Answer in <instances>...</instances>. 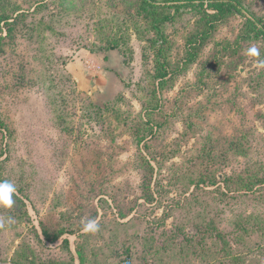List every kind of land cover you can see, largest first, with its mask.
I'll use <instances>...</instances> for the list:
<instances>
[{
	"label": "rangeland",
	"instance_id": "1",
	"mask_svg": "<svg viewBox=\"0 0 264 264\" xmlns=\"http://www.w3.org/2000/svg\"><path fill=\"white\" fill-rule=\"evenodd\" d=\"M156 1L164 8L145 17L141 0H0V181L16 187L14 204L0 205L1 258L27 252L80 264L75 245L95 206L99 230L87 235L85 264L98 258L111 264L101 238L138 232L152 220L169 231L179 221L195 233L191 222H201L197 212L206 208L218 229L230 233L234 213L264 209L255 198L228 201L201 192L190 214V206L174 208L194 189L189 175H231L264 162V27L248 25L264 19V0H240L239 12L221 18L186 0ZM165 15L158 22L165 38L160 52L153 21ZM106 41L120 48L100 50ZM151 129L159 137L139 142ZM239 132L248 134L249 148L223 161L217 156L223 141ZM201 185L210 191L223 183ZM133 205L139 216L116 229V221L136 215H119ZM57 219L73 232L48 241L42 222ZM231 244L245 264H264V247ZM187 259L183 264H199Z\"/></svg>",
	"mask_w": 264,
	"mask_h": 264
},
{
	"label": "trees",
	"instance_id": "2",
	"mask_svg": "<svg viewBox=\"0 0 264 264\" xmlns=\"http://www.w3.org/2000/svg\"><path fill=\"white\" fill-rule=\"evenodd\" d=\"M167 2H179L178 0H166ZM166 2V3H167ZM240 0H186L185 4L188 7L193 6H205L206 9H212L214 11L212 14L207 15L212 18H221L225 16L227 13L231 12H239L238 4ZM164 8L158 4L156 0H141L140 2V13L145 17L149 15L157 14L158 10ZM169 16H158L153 21V28L155 29L159 39L155 41L156 49L161 52L162 44L165 42V38L161 32L160 26L158 22L162 20H166ZM8 16L1 17L2 20H5ZM16 20V18L14 19ZM156 22V23H155ZM263 23L264 27V19L263 18H254L252 20H248L249 28L254 30L257 29L258 23ZM11 23V22H10ZM152 23V22H151ZM8 31L14 30L11 24H6ZM263 29V28H262ZM1 31V27H0ZM256 36L259 35L257 32ZM264 35V32H262ZM4 37L0 35V42ZM120 48L118 42L116 41H106L105 44L100 48V50H114ZM159 52V53H160ZM158 79H163L164 73L155 75ZM202 77V76H200ZM202 78L200 79V82ZM204 82V80L202 81ZM144 129V128H143ZM137 132H141L140 129L136 128ZM146 130V129H145ZM146 134H139V142H144L145 145L148 144L151 140H156L159 137V132L157 129L150 130ZM246 132H239L233 138H227L223 143H225V148L222 152L218 153V157H221L223 161L227 160L233 151H240L238 153H244L247 148H249V142L247 140ZM184 136V135H183ZM216 152L213 150H204L203 154H207L209 159H212L213 155ZM217 154V153H216ZM247 154V153H246ZM216 157V155H214ZM207 157L205 159L209 160ZM205 167H208L206 163L201 162ZM198 176H194L193 174L189 175L190 184H194V189L191 190L186 197L182 199L181 202H176L174 204V208H185L187 209L188 214H190V210H194V205L196 207H200V196L199 193L205 195L209 193L219 194L222 199H226L228 201H235L237 199H244L246 201L254 200L255 198L258 201V204L264 207V162H258V166L255 164L253 166L245 167L242 173H232L227 175H216L210 178V174L207 175L204 173H198ZM208 177L210 179H208ZM217 181H221L223 186H216L214 190H206L202 187L201 184L210 183L211 185H215ZM258 185V186H256ZM148 186V185H147ZM151 195V194H150ZM147 196L148 200L152 199V196ZM136 203V201H135ZM140 205V204H138ZM83 206V205H81ZM83 208V207H81ZM137 206L133 205L129 208L127 213H123L119 211V215L121 217H126L131 212L136 213L133 215L128 221L125 222H117L118 226L116 229L121 228L122 226L129 227L130 223L136 219L139 214L137 212ZM92 211L89 219H96L97 216V208H91ZM87 211V210H86ZM195 211V210H194ZM216 215L221 214V210L211 209ZM88 212V211H87ZM194 213V212H193ZM257 214L253 212H244L242 210L233 214L232 219L228 221L232 226V231L230 233L224 232L221 229H218L217 222L213 216L208 215V209H204L203 213L197 212V219L201 222H191L188 220L187 223L191 222L196 227V232H189L183 230L182 222H175L173 224L172 230H162L159 228V225H155L156 220H152L148 223L147 226L142 228L138 232H124L123 236L117 237V235L113 239H108L106 237H102L103 241V257L104 259L110 260L111 264H135L137 263V259L139 258L142 261V264H183L184 261H191L187 258L196 257L198 258L199 264H245L244 257L242 258V252L236 253L235 248L232 246L231 241L235 243L238 247L242 245V247H249L250 242L254 244V246L262 248L264 247V242L256 243L252 239L253 237H259L261 241L264 240V209L261 212H257ZM223 215V214H222ZM66 216V213L59 214V218ZM104 217L101 215L100 218ZM88 219V220H89ZM225 219V218H223ZM258 222V225L255 226L253 221ZM47 222V223H45ZM42 222L41 229L42 234L45 239L48 241H55L64 233H72L73 230L68 229L67 226H64L63 221L57 219L49 220ZM85 224V223H84ZM104 226V225H103ZM163 226V224L161 225ZM83 228V227H82ZM91 233L87 231L86 233L80 234L82 241L77 243L75 246V252L77 254L78 260L80 264H85L86 262V254H84V244L87 239V235ZM167 235H171V237H167ZM179 235H183L182 238L177 240L176 237ZM94 237V236H93ZM158 239H161L160 243H158ZM62 244L65 246V250L70 252L68 249V241L66 239L62 240ZM221 244V245H220ZM110 248L109 254L104 252V248ZM122 247V248H121ZM172 249V251H171ZM178 250L179 253H174V250ZM99 250H102L100 247ZM25 254L24 252H21ZM20 254L16 255V258H11L13 263L20 262V260L29 259L30 261L38 260L32 254L25 255ZM24 256V257H23ZM147 257H150L147 259ZM2 260L0 255V261ZM43 259V264L52 262L51 260ZM264 260V259H263ZM16 261V262H15ZM58 264V263H57ZM92 264H108L102 263L98 259L92 261Z\"/></svg>",
	"mask_w": 264,
	"mask_h": 264
},
{
	"label": "clouds",
	"instance_id": "3",
	"mask_svg": "<svg viewBox=\"0 0 264 264\" xmlns=\"http://www.w3.org/2000/svg\"><path fill=\"white\" fill-rule=\"evenodd\" d=\"M253 54H259V50L256 48L251 49ZM16 193L15 185L10 181H0V205L5 207H11L14 204V195ZM9 222L11 218H8ZM4 221L0 220V226H3ZM84 230L89 232H95L99 230V223L96 219H89L84 224Z\"/></svg>",
	"mask_w": 264,
	"mask_h": 264
},
{
	"label": "crops",
	"instance_id": "4",
	"mask_svg": "<svg viewBox=\"0 0 264 264\" xmlns=\"http://www.w3.org/2000/svg\"><path fill=\"white\" fill-rule=\"evenodd\" d=\"M68 69H69V71H70V68L68 67ZM73 74H74V76L73 77H75V79H79L78 78V76L73 72ZM61 238V236L59 237V239ZM69 248L71 249L72 247L71 246H69ZM3 258H2V260L0 261V264H43V259H38V260H35V261H30L29 259L27 260V259H22V260H20V262H16V263H13L12 261H11V258H6V257H4V256H2ZM52 259H54V258H52ZM45 261V260H44ZM62 264V262H55V263H53V262H50V263H45V264Z\"/></svg>",
	"mask_w": 264,
	"mask_h": 264
}]
</instances>
